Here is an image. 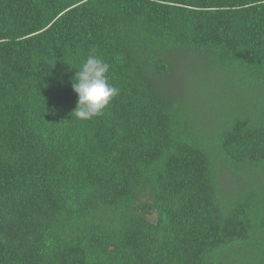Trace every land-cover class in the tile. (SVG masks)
Listing matches in <instances>:
<instances>
[{
	"label": "trees",
	"instance_id": "1",
	"mask_svg": "<svg viewBox=\"0 0 264 264\" xmlns=\"http://www.w3.org/2000/svg\"><path fill=\"white\" fill-rule=\"evenodd\" d=\"M0 264H264V0H0Z\"/></svg>",
	"mask_w": 264,
	"mask_h": 264
},
{
	"label": "clouds",
	"instance_id": "2",
	"mask_svg": "<svg viewBox=\"0 0 264 264\" xmlns=\"http://www.w3.org/2000/svg\"><path fill=\"white\" fill-rule=\"evenodd\" d=\"M68 64V63H67ZM75 69L70 83L78 100L72 112L78 121H89L103 114L119 95V89L109 79L110 65L94 51Z\"/></svg>",
	"mask_w": 264,
	"mask_h": 264
}]
</instances>
